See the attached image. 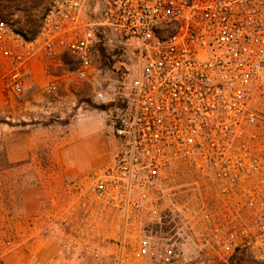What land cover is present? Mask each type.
Masks as SVG:
<instances>
[{
	"label": "built area",
	"instance_id": "1",
	"mask_svg": "<svg viewBox=\"0 0 264 264\" xmlns=\"http://www.w3.org/2000/svg\"><path fill=\"white\" fill-rule=\"evenodd\" d=\"M43 1L32 38L0 18L7 93L24 96L42 61L48 91L101 75L96 99L111 106L114 156L70 191L116 214L121 248L136 240L134 259L181 264L192 243L224 261L243 250L264 261V0ZM101 41L134 63L128 82L115 79L121 68L99 67ZM182 165L239 210L169 202Z\"/></svg>",
	"mask_w": 264,
	"mask_h": 264
},
{
	"label": "rangeland",
	"instance_id": "2",
	"mask_svg": "<svg viewBox=\"0 0 264 264\" xmlns=\"http://www.w3.org/2000/svg\"><path fill=\"white\" fill-rule=\"evenodd\" d=\"M44 12L43 0H0V18L14 23L27 37L40 30ZM108 58L100 55L99 67L120 69L115 77L128 82L126 67L134 63L119 45L107 46ZM73 71L76 64L70 56L64 59ZM125 67V68H124ZM58 74H62L59 71ZM7 68L0 55V264H151L146 259H134L131 250L136 240L127 237L121 248V224L114 212L93 201H83L70 191L75 179L63 174L52 161L65 145L68 125L103 113L110 119V105L105 111L96 99L99 83L94 85L63 82L58 92L46 89V82L32 81L22 97H12L6 90ZM264 111V95L260 97ZM109 125H106V129ZM32 136L37 141V162L27 169L25 161L11 162L9 151L20 148V137ZM102 144L107 146L106 136ZM37 163V164H36ZM175 180L165 189L167 200L192 207L209 205L217 214L227 209L237 212L236 202L225 203L188 165L178 168ZM260 252L264 253V247ZM225 256L217 251L199 254L192 243L185 246L181 264H219ZM264 264V261H261Z\"/></svg>",
	"mask_w": 264,
	"mask_h": 264
},
{
	"label": "crops",
	"instance_id": "3",
	"mask_svg": "<svg viewBox=\"0 0 264 264\" xmlns=\"http://www.w3.org/2000/svg\"><path fill=\"white\" fill-rule=\"evenodd\" d=\"M45 66L46 63L42 61H37L34 65V80L36 76L37 83L51 81L52 77L47 74ZM106 122L107 119L101 112L68 125L70 131L64 138L66 145L57 154H53L52 158V161L59 164L63 174L73 178L85 176L111 161L115 153V143L106 129ZM103 135L107 139L106 147L102 144ZM20 144L19 150L10 149L9 159L11 162L25 161L27 169H31L38 159L33 152L37 148V141L27 135L20 137Z\"/></svg>",
	"mask_w": 264,
	"mask_h": 264
},
{
	"label": "trees",
	"instance_id": "4",
	"mask_svg": "<svg viewBox=\"0 0 264 264\" xmlns=\"http://www.w3.org/2000/svg\"><path fill=\"white\" fill-rule=\"evenodd\" d=\"M100 52L106 61V59L108 58L107 46L102 41L100 45ZM106 108H108L107 105L97 107V109L101 111H105ZM261 263H262L261 261L256 259V256L252 251L243 250V251H237L228 261H224V262L222 261L219 264H261Z\"/></svg>",
	"mask_w": 264,
	"mask_h": 264
},
{
	"label": "water",
	"instance_id": "5",
	"mask_svg": "<svg viewBox=\"0 0 264 264\" xmlns=\"http://www.w3.org/2000/svg\"><path fill=\"white\" fill-rule=\"evenodd\" d=\"M110 124H111V121L108 120V121L106 122V125H110Z\"/></svg>",
	"mask_w": 264,
	"mask_h": 264
}]
</instances>
